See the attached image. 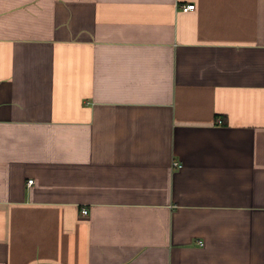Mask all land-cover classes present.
I'll return each instance as SVG.
<instances>
[{"label": "crops", "instance_id": "crops-1", "mask_svg": "<svg viewBox=\"0 0 264 264\" xmlns=\"http://www.w3.org/2000/svg\"><path fill=\"white\" fill-rule=\"evenodd\" d=\"M0 264H264V0H0Z\"/></svg>", "mask_w": 264, "mask_h": 264}, {"label": "built area", "instance_id": "built-area-1", "mask_svg": "<svg viewBox=\"0 0 264 264\" xmlns=\"http://www.w3.org/2000/svg\"><path fill=\"white\" fill-rule=\"evenodd\" d=\"M194 6H195V4L192 3V2H190V3L183 4L181 7H182L183 10H189V9L194 8ZM173 166L180 167L181 166V163H179L177 161H173ZM31 182H32V178H30V179L27 180V183H31ZM80 211H81L82 214H87L88 209L85 208V207H82L80 209ZM198 242L202 243L201 241H198Z\"/></svg>", "mask_w": 264, "mask_h": 264}]
</instances>
